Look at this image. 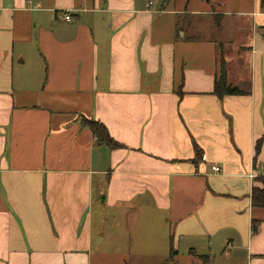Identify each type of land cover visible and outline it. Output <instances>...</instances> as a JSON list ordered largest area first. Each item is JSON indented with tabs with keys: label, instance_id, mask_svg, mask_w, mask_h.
<instances>
[{
	"label": "crops",
	"instance_id": "1",
	"mask_svg": "<svg viewBox=\"0 0 264 264\" xmlns=\"http://www.w3.org/2000/svg\"><path fill=\"white\" fill-rule=\"evenodd\" d=\"M147 1L0 0V264H88L106 241L94 198L162 225L143 224L128 255L144 241L149 256L168 223L196 264H264V208L250 198L264 180V1L231 14ZM201 15L217 20L212 35ZM222 63L241 95L214 94Z\"/></svg>",
	"mask_w": 264,
	"mask_h": 264
},
{
	"label": "rangeland",
	"instance_id": "2",
	"mask_svg": "<svg viewBox=\"0 0 264 264\" xmlns=\"http://www.w3.org/2000/svg\"><path fill=\"white\" fill-rule=\"evenodd\" d=\"M153 1L152 7H157V10L161 5L166 7L168 12H193V11H210L217 10L221 12H227L229 14L233 12H251L255 9L256 0H151ZM141 5L145 3L148 4L147 0H141ZM150 2V1H149ZM203 21L201 22L199 31L200 35L203 33L205 36L212 35L213 27L216 26L217 20L215 18L206 19L201 15ZM169 16L164 17V21L169 20ZM176 24L182 26L184 25V15H176L171 17ZM190 19H196L191 17ZM183 28V26H182ZM189 33V32H188ZM189 34H192L189 33ZM177 40V39H176ZM206 55L209 54V49L205 50ZM261 187V184L260 186ZM94 195H98L97 188H94ZM135 207L130 203L127 208H114L108 206V204H102L100 200L94 198L92 203V208L89 210L90 216L92 218V225L94 232L101 231L103 235L106 236V241L100 244V238L93 240L92 253L89 255L88 264H196V260L192 262L189 256H186V246H184V237L173 238L170 236L169 226L166 223L165 237L162 240L158 236L151 243V254L142 255L140 254L143 249V245L146 243L144 241L136 242V245L140 248V253L134 254L130 251V255L125 253V251L130 246L131 241H127L128 238L134 232L142 233V225L147 231L149 225L151 231L153 229H160L162 233L161 226L158 224L152 225V223H147L143 219L150 220L147 214H139ZM139 217V222L136 223L134 220ZM164 217V216H163ZM153 221L154 219L151 218ZM168 222V221H167ZM164 227V226H163ZM161 235V234H159ZM149 245V242L147 243ZM122 248V249H120ZM136 248V247H135ZM173 249V253L172 250ZM175 252V253H174ZM217 253V252H215ZM201 260V258H199ZM199 260V261H200ZM211 262L209 264H235L228 260L227 257L220 256L219 254L212 255ZM198 262V261H197ZM201 263V261L199 262ZM203 263V262H202ZM237 264H243L242 262H237Z\"/></svg>",
	"mask_w": 264,
	"mask_h": 264
},
{
	"label": "trees",
	"instance_id": "3",
	"mask_svg": "<svg viewBox=\"0 0 264 264\" xmlns=\"http://www.w3.org/2000/svg\"><path fill=\"white\" fill-rule=\"evenodd\" d=\"M213 92L218 97H222L224 95L242 94V92L237 87H231L227 84L223 63L220 67L218 76H216ZM85 125L90 128L92 134L94 135L98 143L105 144L111 149L122 147L121 144L117 143L112 138H110L103 125L94 121H85ZM259 146H260V141L256 143V147H255L256 151H258ZM197 156H199V153H197ZM259 181L261 182L262 185L261 187L259 186L252 187L251 196H250L251 204L253 207L264 208V180L260 179ZM171 251L173 253V249Z\"/></svg>",
	"mask_w": 264,
	"mask_h": 264
},
{
	"label": "built area",
	"instance_id": "4",
	"mask_svg": "<svg viewBox=\"0 0 264 264\" xmlns=\"http://www.w3.org/2000/svg\"><path fill=\"white\" fill-rule=\"evenodd\" d=\"M63 18L65 20H69L70 19V15L69 14H64ZM211 170H212V172L217 173V172L220 171V168L218 166H216V165H213V166H211Z\"/></svg>",
	"mask_w": 264,
	"mask_h": 264
}]
</instances>
